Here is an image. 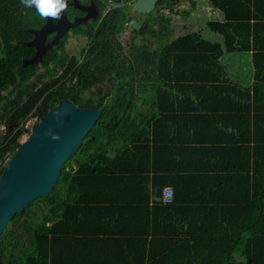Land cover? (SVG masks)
Here are the masks:
<instances>
[{
    "label": "trees",
    "instance_id": "1",
    "mask_svg": "<svg viewBox=\"0 0 264 264\" xmlns=\"http://www.w3.org/2000/svg\"><path fill=\"white\" fill-rule=\"evenodd\" d=\"M102 1L106 8L108 0ZM132 1L111 6L89 26L74 28L88 38L79 56L66 55L65 36L37 66L23 64L34 53V48L24 42L32 38L29 29L41 25L44 18L36 10L25 8L20 0H0V123L7 129L0 142V174L20 145V137L28 132L23 125L27 117L33 115L39 121L63 98L80 107L105 105L81 147L62 166L51 193L16 214L0 235V264H53L50 252L59 250L64 239L59 226L64 222L68 188L80 175L97 173L94 168L83 169L85 165L126 150L122 143L149 148L144 142L154 130L159 113L170 108L159 106V93L166 92V86L188 84L191 90H198V83L204 80L184 77L178 69L196 63L208 67L206 81L211 87L230 90L225 93L229 98L224 97L226 105L219 115L225 113L222 117L239 124L226 143L229 149L240 145L238 149L248 160L251 172L246 199L229 207L199 204L184 206V211L179 208L185 218L196 216V222L187 219L186 225L196 228L197 235L140 239L137 242L144 250L137 254L138 259L141 264H264V5L260 7L258 0H190L189 8L175 9L180 0H158L152 12L138 19L142 23L140 37L124 46L119 35L131 15ZM149 37L156 46L147 44ZM249 53L252 66L247 73L244 67L240 74V65L245 63L242 58ZM224 57L227 59H221ZM51 65L62 67V72L42 81L40 67L48 72ZM33 77L41 81L38 87H31ZM142 89L153 90L154 105L143 124H134L143 114L142 110L134 112L137 104H142ZM84 91H88L87 96ZM125 120L130 122L128 137L119 132ZM141 134L142 140L137 137ZM73 163L78 167L75 171L71 169ZM234 178L242 181L239 176L224 180L231 184ZM161 203L166 214L162 216L172 221L179 207L174 197ZM156 223L170 230L168 223L153 220L152 226ZM158 246L166 251H155Z\"/></svg>",
    "mask_w": 264,
    "mask_h": 264
},
{
    "label": "crops",
    "instance_id": "2",
    "mask_svg": "<svg viewBox=\"0 0 264 264\" xmlns=\"http://www.w3.org/2000/svg\"><path fill=\"white\" fill-rule=\"evenodd\" d=\"M258 4L262 7L264 0H258ZM242 59L245 63L240 65V74L244 67L247 73L252 66L250 53ZM178 69L184 77L204 81L198 83V90H191L188 84L180 88L166 86V92L159 93V106L170 108L159 113L154 130L144 142L149 148L122 143V147H128L126 150L84 166L85 170L98 171L80 175L64 195L68 204L59 226L64 239L59 250L50 252L53 264H141L137 254L144 247L138 240L197 235L196 228L186 225L187 219L196 222L197 218L193 214L192 218L183 217L180 213L184 206L229 207L232 202L246 199L251 172L248 160L238 149L240 145L229 149L226 143L239 124L222 117L225 113L219 115L224 112L225 99L229 98L225 93L230 90L207 83L206 65L196 63ZM141 91L143 114L134 119V124H143L154 105L153 90ZM143 136L137 137L142 140ZM77 168L73 163L72 171ZM227 176H239L242 181L234 178L230 184L224 180ZM166 188L172 190L179 206L172 221L162 216L166 215L161 206ZM153 220L168 223L170 230L163 223L152 226ZM160 249L166 251L162 246L155 251Z\"/></svg>",
    "mask_w": 264,
    "mask_h": 264
},
{
    "label": "water",
    "instance_id": "3",
    "mask_svg": "<svg viewBox=\"0 0 264 264\" xmlns=\"http://www.w3.org/2000/svg\"><path fill=\"white\" fill-rule=\"evenodd\" d=\"M94 1L83 7L88 11L83 18H75L69 22L62 13L59 20L46 18L45 24L40 28L29 29L34 37L24 43L33 47L35 53L31 58L25 59L23 64L37 65L47 50H51L68 30L87 24L89 10L96 7ZM157 1L133 0L131 10L148 14L154 10ZM72 4L81 7L78 0H72ZM25 8L36 10L34 6ZM141 25L135 16L128 17L126 22L127 27L135 30H140ZM53 32V39L44 44V38ZM104 107L105 105L97 109L80 107L72 100L63 98L38 121L28 136L19 141L20 145L7 158L0 174V235L16 214H22L35 199L46 198L51 193L62 166L81 147ZM49 128L59 133L61 139L52 140L45 136L44 132Z\"/></svg>",
    "mask_w": 264,
    "mask_h": 264
},
{
    "label": "rangeland",
    "instance_id": "4",
    "mask_svg": "<svg viewBox=\"0 0 264 264\" xmlns=\"http://www.w3.org/2000/svg\"><path fill=\"white\" fill-rule=\"evenodd\" d=\"M189 7H190V0H180L179 3L174 6L175 9H182V8H189ZM163 12L167 13L168 11H167V9H164ZM133 15L137 16L136 13H134ZM138 31L139 30L132 29V28L127 27L125 25L124 30L119 35L120 42L124 46H127L133 38H139L140 37L138 34ZM86 44H87L86 38H84V37L79 38L75 35H69L67 42H66V45H65L66 55L68 57L79 56L80 51L82 50V48H84L86 46ZM147 44L150 47L156 46L155 41L151 37L147 38ZM51 69L52 70L48 71V72L45 71L43 68L39 69V73L42 75V78H41L42 81L48 80L51 76L57 77L62 72V67H60V66L52 65ZM40 83H41V81L38 80L36 77H33L30 80L31 87H38L40 85ZM82 94L84 96H87L88 91H84ZM141 108H142V104L138 103L134 112L141 110ZM37 123H38V120L35 116L31 115V116L27 117L26 120L24 121L23 125L28 129V132L24 133L20 137L19 141L22 140L24 137L28 136L33 131V129L35 128L34 126L37 125ZM129 125H130L129 120H125L121 124L119 132L128 137V134L130 131ZM9 130H12V128H10ZM6 131H7L6 125L0 123V142L3 141V137L6 133ZM72 166H73V164L71 165V167ZM69 168L70 167H68L67 169H69ZM36 207H38V206H36Z\"/></svg>",
    "mask_w": 264,
    "mask_h": 264
},
{
    "label": "flooded vegetation",
    "instance_id": "5",
    "mask_svg": "<svg viewBox=\"0 0 264 264\" xmlns=\"http://www.w3.org/2000/svg\"><path fill=\"white\" fill-rule=\"evenodd\" d=\"M79 1V5H81V7H75L73 4H72V0H67V9L65 12H63L67 18V20L69 22H72L74 21L75 18H83L84 16H86L88 14V11H85L83 9V7H86V6H89V4L91 3L92 0H78ZM95 5L96 7L93 8V9H90L89 10V15H88V18H87V24H83L81 26H89L92 22L96 21V20H99L101 19L105 14L106 12L108 11V8L104 7L103 6V1L102 0H95ZM136 13L134 11L131 10V15L130 16H134L133 14ZM137 16H135L136 18H144L143 14H140V13H136ZM129 16V17H130ZM95 17V19H94ZM46 22V18H44V22L39 25L38 27L36 28H33V29H38L40 28L43 24H45ZM80 27V26H79ZM54 32L53 33H50L48 34L45 38H44V44H48L52 39H53V36H54ZM69 35H75L77 37H84L88 40L87 36L86 35H83V34H79V33H76L74 32V28L71 29V30H68L60 39L59 41L57 42V44L55 46H53L52 49H54L56 46H58L60 44V41L66 36V42H67V39H68V36ZM34 37V35L32 34V38ZM31 38V39H32ZM66 45V44H65ZM51 49V50H52ZM49 51V50H47ZM34 53H35V49H34ZM33 53V55H34ZM47 53V52H46ZM45 53V54H46ZM44 54V55H45ZM32 55V56H33ZM43 55V56H44ZM31 56V57H32ZM42 56V57H43ZM30 57V58H31ZM72 57V56H71ZM42 60V59H41ZM41 65V61L37 64V66ZM52 67V65H51ZM40 69H42V67H40Z\"/></svg>",
    "mask_w": 264,
    "mask_h": 264
},
{
    "label": "clouds",
    "instance_id": "6",
    "mask_svg": "<svg viewBox=\"0 0 264 264\" xmlns=\"http://www.w3.org/2000/svg\"><path fill=\"white\" fill-rule=\"evenodd\" d=\"M21 4L26 7H35L36 11L42 18H51L59 20L61 14L67 9V0H20ZM59 114H57V117ZM45 136L52 140H60L59 133L54 132L51 128L46 129Z\"/></svg>",
    "mask_w": 264,
    "mask_h": 264
},
{
    "label": "built area",
    "instance_id": "7",
    "mask_svg": "<svg viewBox=\"0 0 264 264\" xmlns=\"http://www.w3.org/2000/svg\"><path fill=\"white\" fill-rule=\"evenodd\" d=\"M123 2H124V0H118V3H115L112 0H108L107 1V8L109 9L111 6H116V5L123 3ZM171 199H172V190L169 188H166L162 194L161 200L164 203H168L171 201Z\"/></svg>",
    "mask_w": 264,
    "mask_h": 264
}]
</instances>
